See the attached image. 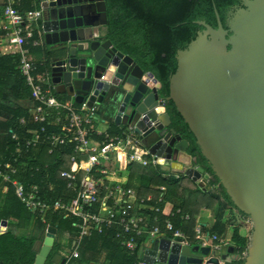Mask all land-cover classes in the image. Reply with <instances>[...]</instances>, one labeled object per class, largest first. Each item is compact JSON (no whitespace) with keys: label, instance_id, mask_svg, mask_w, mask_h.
Instances as JSON below:
<instances>
[{"label":"water","instance_id":"obj_1","mask_svg":"<svg viewBox=\"0 0 264 264\" xmlns=\"http://www.w3.org/2000/svg\"><path fill=\"white\" fill-rule=\"evenodd\" d=\"M38 4L40 33L54 54L49 73L55 92L79 103L93 91L88 104L110 109L116 125H135L159 165L210 190L211 175L186 153L188 141L172 127L165 107L171 100L218 183L251 221L243 264H264V0H241L228 11L224 25L216 9L215 27L198 20L203 29L176 51L166 97L153 73L107 38L105 0ZM158 107L163 111L155 112ZM56 233V225L46 227L33 264H70L63 246L53 251ZM233 253L232 244L215 250L160 236L144 244L138 264H225Z\"/></svg>","mask_w":264,"mask_h":264},{"label":"built area","instance_id":"obj_2","mask_svg":"<svg viewBox=\"0 0 264 264\" xmlns=\"http://www.w3.org/2000/svg\"><path fill=\"white\" fill-rule=\"evenodd\" d=\"M15 3L16 0H5L2 8L0 28L5 33L0 35V50L19 57L18 68L31 89L35 105L28 108V120L25 117L19 119V131L8 130L15 147L9 157L0 160V189L6 191L11 185L15 197L47 226L50 225L48 216L52 214L76 219V244L68 260L79 256L77 248L84 238L103 235L108 230H112L119 244L130 251L138 248L139 238L144 241L142 248L146 242L160 236L189 244L190 238L176 229L169 218L163 220V228L157 224L150 226L151 216L147 212L160 210L158 204L163 200L162 194L155 203H149L151 194L139 197L134 187L126 186L121 180L120 172L126 165H159L156 156L142 145L134 131L135 125L122 126L117 133L111 134L100 127L103 120L98 116L99 104H88L93 91L79 103L73 97L61 100L55 95L49 72L34 75V60L25 44L34 32L38 37L33 45L40 43L38 20L42 11L34 8L21 13ZM102 79L103 76L99 78ZM147 79L148 84L154 86L152 78ZM66 145L71 146L69 162L74 168L59 171V177L65 182L62 191L57 193L51 186L44 188L41 185L49 177V164L44 162L29 167V162L37 160L34 152L42 146H48V153H51L56 146ZM23 156L27 159L19 165ZM27 170L33 171L31 177L40 182L20 181L19 176L25 175ZM158 188L162 192L165 190L164 186ZM141 205L148 208L139 209ZM183 217L188 219L189 215ZM153 220L158 221L157 216ZM0 231H6V226L2 229L0 225ZM193 239L198 245H209L215 250L230 244L229 239L204 233L199 224L194 227Z\"/></svg>","mask_w":264,"mask_h":264},{"label":"trees","instance_id":"obj_3","mask_svg":"<svg viewBox=\"0 0 264 264\" xmlns=\"http://www.w3.org/2000/svg\"><path fill=\"white\" fill-rule=\"evenodd\" d=\"M105 2L108 16L107 38L117 49L131 56L144 71L152 72L162 85L161 95L166 97L169 93L168 79L176 66V51L185 48L195 38L197 31L203 29L197 21L204 20L215 27L214 9H216L224 25L228 11L234 10L235 6H240L241 0H105ZM4 4L5 0H0V17ZM35 5H38V3L35 4V0H16L14 4L21 13L36 8ZM4 33L5 31L0 28V35ZM37 37V33L34 32L25 44L35 55H39L41 50L40 47L33 45ZM44 54L47 55L46 52ZM18 59L16 54L2 53L0 50V160L9 157L15 147L8 130L19 131V119L25 117L28 120V108L35 105L31 98V89L18 68ZM34 64V75L37 77L44 72L45 63L35 61ZM55 95L59 98L64 94L55 92ZM165 107L172 127L188 141L186 153L196 156L198 164L211 175V189L202 190L196 182L181 171H166L160 165L143 166L136 163L126 165L124 170H121V174L125 170L127 172L125 185L131 186L134 179L139 176L141 180L137 188L139 197L151 194L152 200L149 203L153 204L160 194L163 195V200L159 203L160 210L149 213L152 217H159L158 226H162L164 218H169L176 229L183 231L191 239L194 237L199 210L201 207H206L210 210L215 209L214 213L218 220H215L212 227L217 233H221L219 217L225 209L233 208L241 216H247L234 206L222 185L218 183V179L200 154L193 134L177 112L173 102L166 101ZM111 124L115 126L113 122ZM118 131L119 129L110 132L113 134ZM48 149V146H42L39 151L34 152L37 160L34 163L29 162V167L47 162L49 177L41 185L44 188L51 186L59 193L65 182L59 177V171L74 168L69 162L71 146H56L51 153H48ZM26 159V156L19 159V165ZM31 174L33 171L27 170L25 175L19 176L20 181L40 182L36 177H31ZM159 186H164L165 190L160 191ZM167 207L170 208L168 211H166ZM178 209L179 212L176 211ZM185 214L189 215L188 219H184ZM1 219H7L10 224L17 221L14 223L16 227L19 223L29 220L25 206L15 197L11 185H8L5 192L0 189ZM48 219L51 225L57 226V229L64 222H67L71 229L75 228L76 219L73 217L52 214L48 216ZM38 222L41 223L39 219ZM41 226L45 227V224L41 223ZM60 240L55 239L54 252L60 248ZM35 241L34 235L19 232L8 226L6 231L0 234V261L4 264H33L37 254ZM138 241L141 243L143 238H139ZM229 241L234 246L236 257L225 264H243L248 237L242 236L235 227ZM133 262L131 259L130 263Z\"/></svg>","mask_w":264,"mask_h":264},{"label":"crops","instance_id":"obj_4","mask_svg":"<svg viewBox=\"0 0 264 264\" xmlns=\"http://www.w3.org/2000/svg\"><path fill=\"white\" fill-rule=\"evenodd\" d=\"M39 23H40V19L38 20V26H39ZM36 47H45L43 39H41L40 43L38 45H36ZM30 56L33 58V56L31 55V52H30ZM33 60H34V58H33ZM34 62H35V60H34ZM59 98L61 100H71V97L67 96V94L62 95ZM99 115L101 116V120H103L102 125H100V127L102 129L105 128L109 132L110 131L112 132V131H116V130L120 129V127H122V125H116L113 122L112 111L110 109H107L103 105L98 106V116ZM110 118H112V120ZM111 122H113L115 124V126H113L111 124ZM113 134H115V133H113ZM180 156H181L180 158L182 160H184L185 162L188 161V158H187V156H185V154H181ZM160 166L162 167V169H164L166 171H171L168 166H165V165H160ZM121 176H122L121 180L125 182L127 174L126 175L121 174ZM140 183H141L140 177L137 176L134 179V182L132 183L131 186L137 190ZM3 192H5V191H3ZM162 197H163V195H162ZM159 206H160V204H159ZM146 208H148V207H146V205H141L139 207V209H146ZM169 209L170 208L167 207L166 211H168ZM214 210H210L206 207H201L199 210L198 216L196 218V224L195 225L199 224L202 227L204 233H208L209 235L216 234V235L220 236V233H217L216 230H214L212 227L215 220L217 219L216 215L214 213ZM26 213H27L28 218H29L28 222L23 221V222L19 223V226H17V227L14 225V227H15L14 228V227H12V224L8 223L7 219H1L0 225L2 223H4L6 226V229L8 228V226H10L17 231L19 230V232H23V233L28 234V235H34L36 237L35 247L37 248V252H38V249H39V247H40V245H41V243L45 237L47 225L45 224V227L41 226L42 222L39 223L36 216L32 215L27 209H26ZM147 213H150V211H148ZM154 217L155 216H153V217L151 216V220L149 223L150 226H151V224L159 225L158 224L159 217L157 216L158 221H154L153 220ZM163 220H162V226L160 228H163ZM15 222H17V221H13V224ZM218 224H219V228H221V227L225 228V235L224 236L227 239H229V236L227 233L229 232V230L231 231L235 227L238 228L239 233L242 236H246L245 224H247V222H246L245 218L243 216H241L236 211V209H233V208L225 209L223 211V213L221 214V216L219 217V223ZM42 225H44V224L42 223ZM74 226L76 228V225H74ZM75 228L70 230V232L72 234H74L75 236H72L69 232L68 233L65 232L63 237L60 240L61 246L68 249L66 251L67 256L71 255V252L74 249L75 244H76L77 228L76 229ZM112 235H113V237H112ZM87 238H92V240H90L85 245V248H84V250H82V252L81 251L79 252L78 257L70 258V260H69L70 264H88L91 261H93L95 264H131L130 260L133 257H135L137 253L138 254L140 253L141 248H142L141 244L144 242V241H142L141 243L139 242L138 248H136L133 251H130V250L126 249L125 247H123L122 245L119 244L117 239L114 237V232L112 230H108L103 236L98 235V234H93L91 237H87ZM87 238H84V239H87ZM190 243L193 244L196 242L194 240H192V242L190 241ZM72 246H73V248H72ZM78 248H77V250H78ZM129 257H131V258H129ZM132 264H135V263L133 262Z\"/></svg>","mask_w":264,"mask_h":264},{"label":"rangeland","instance_id":"obj_5","mask_svg":"<svg viewBox=\"0 0 264 264\" xmlns=\"http://www.w3.org/2000/svg\"><path fill=\"white\" fill-rule=\"evenodd\" d=\"M38 3V0H35V4ZM36 8L39 7V4L38 5H35ZM40 54L39 55H35L33 52H31V55L33 56L34 60L35 61H38L40 63H45L44 64V72H49V66H50V62L54 56L53 52L50 50V47L48 45H45V47H40ZM47 53V55L45 56L44 53ZM99 119L101 120V116L99 115ZM112 120V118H110ZM123 163L121 162L120 165H122ZM172 171V170H171ZM127 172L126 170L122 172V175H126ZM70 218V217H69ZM247 224H245V227H246V230H245V234L246 236L248 237V243H249V237L251 235V232H252V224H251V221L249 220L248 216L247 217H244ZM12 227H14V224H12ZM15 228V227H14ZM221 233H220V236L219 238L221 239H227L224 235H225V228L221 227ZM15 230V229H14ZM70 230H72L69 226H68V223L67 222H64L62 223V225L59 227V229H57V233H56V236H55V239L56 240H59L63 237L64 233L65 232H69L72 236H75L74 234H72L70 232ZM229 238L231 237V234H232V230L227 233ZM222 236V237H221ZM92 240V238H87V239H84L82 242H81V245L79 246L78 250L79 252L82 250H84L85 248V245L90 241ZM191 240H194L193 238ZM195 241V240H194ZM245 254V253H244ZM236 257V254H232L229 258L230 260L235 258ZM131 258V257H129ZM134 263L135 264H138L139 262V254L137 253L135 257L132 258Z\"/></svg>","mask_w":264,"mask_h":264},{"label":"bare ground","instance_id":"obj_6","mask_svg":"<svg viewBox=\"0 0 264 264\" xmlns=\"http://www.w3.org/2000/svg\"><path fill=\"white\" fill-rule=\"evenodd\" d=\"M162 110H163L162 107H158V108H156L155 112H159V111H162ZM154 114L155 113H152L150 116H147V118L148 117H151L152 118L154 116ZM148 119H150V118H148ZM1 226H2V229H4L5 224L2 223Z\"/></svg>","mask_w":264,"mask_h":264},{"label":"flooded vegetation","instance_id":"obj_7","mask_svg":"<svg viewBox=\"0 0 264 264\" xmlns=\"http://www.w3.org/2000/svg\"><path fill=\"white\" fill-rule=\"evenodd\" d=\"M65 250L67 251L68 249L65 248Z\"/></svg>","mask_w":264,"mask_h":264}]
</instances>
